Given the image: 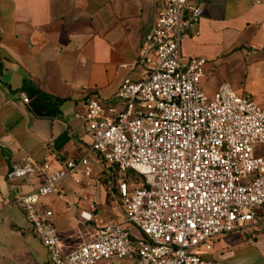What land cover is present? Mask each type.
<instances>
[{
    "label": "crops",
    "instance_id": "obj_1",
    "mask_svg": "<svg viewBox=\"0 0 264 264\" xmlns=\"http://www.w3.org/2000/svg\"><path fill=\"white\" fill-rule=\"evenodd\" d=\"M160 1L0 0V264H48V251L13 203L42 182L9 181L15 163L48 164L53 173L88 156L91 177L80 170L43 200L66 253L106 226L131 230L119 188L123 180L133 184L89 152L86 105L90 99L112 103L127 79H142L141 50ZM198 2L203 18L187 32L183 54L213 67L204 88L211 80L213 90L229 84L264 109V0ZM203 255L225 264H264V225L224 236Z\"/></svg>",
    "mask_w": 264,
    "mask_h": 264
},
{
    "label": "built area",
    "instance_id": "obj_2",
    "mask_svg": "<svg viewBox=\"0 0 264 264\" xmlns=\"http://www.w3.org/2000/svg\"><path fill=\"white\" fill-rule=\"evenodd\" d=\"M198 0H162L141 58L140 81L127 79L112 103L87 102L90 153L142 180L132 189L121 181L119 198L135 238L121 225L97 231L94 239L66 253L54 213L43 200L80 170L91 177L88 156L57 172L48 164L11 166L7 179H39L20 206L48 251V264H98L129 259L134 264H225L206 260L224 236L258 231L264 225V109L229 84L215 95L203 90L209 62L186 57L182 44L198 27ZM23 101L29 100L22 95ZM0 207V211H1Z\"/></svg>",
    "mask_w": 264,
    "mask_h": 264
},
{
    "label": "rangeland",
    "instance_id": "obj_3",
    "mask_svg": "<svg viewBox=\"0 0 264 264\" xmlns=\"http://www.w3.org/2000/svg\"><path fill=\"white\" fill-rule=\"evenodd\" d=\"M212 68L213 67L210 66V68L208 70L207 77H206L207 80H208V76L213 74V71H211ZM213 87H214L213 86V80H211L210 83H208L207 87L204 88V86H203V90L205 91V93H207V95L213 96V95H215V93L219 89L218 88L217 90H213ZM211 91H215V92H213V94H211L212 93ZM260 155H264V147L261 148ZM130 175L132 176L133 181L131 183L134 185V187H141L142 186V180L140 179V177L133 172H130ZM130 228H131L130 233L132 234L133 237H135V238H141L142 237L141 232L137 228H135L133 226H131ZM203 258L206 260H211V259L205 258L204 255H203ZM130 262H132V261L129 259H125V260H121V261H116V260L102 261L98 264H122V263L128 264Z\"/></svg>",
    "mask_w": 264,
    "mask_h": 264
},
{
    "label": "trees",
    "instance_id": "obj_4",
    "mask_svg": "<svg viewBox=\"0 0 264 264\" xmlns=\"http://www.w3.org/2000/svg\"><path fill=\"white\" fill-rule=\"evenodd\" d=\"M42 97H44L45 100H51V98H48L46 96H42ZM104 164H106V163L104 162ZM126 178L131 179V182L133 181L132 176L130 175V172L126 174Z\"/></svg>",
    "mask_w": 264,
    "mask_h": 264
}]
</instances>
